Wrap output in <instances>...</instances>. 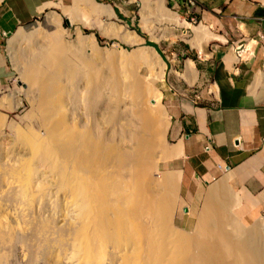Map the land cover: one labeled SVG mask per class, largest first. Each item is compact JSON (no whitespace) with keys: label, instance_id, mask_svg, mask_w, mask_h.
I'll return each instance as SVG.
<instances>
[{"label":"bare ground","instance_id":"6f19581e","mask_svg":"<svg viewBox=\"0 0 264 264\" xmlns=\"http://www.w3.org/2000/svg\"><path fill=\"white\" fill-rule=\"evenodd\" d=\"M77 8L74 3L68 10ZM167 18L192 25L171 12ZM59 30L47 37L43 51H48L41 59L27 61L23 76L28 89L39 93L43 124H51L49 138H27L35 147L28 170L31 184L38 187L35 201H42L49 214L24 238L0 220V251L24 240L33 247L35 259L60 261L53 264H264V219L248 229L230 218L225 222L224 212L217 211L226 206L222 189L208 191L200 213L190 212L188 227L173 224L180 176L158 170L157 159L160 151L165 162L178 153L161 149L169 117L160 105L162 91L154 82L143 85L146 61L142 48H136L139 40L122 36L132 49L116 42L119 51L100 54L93 46L86 49L84 38L68 42ZM197 33L199 44L216 36L205 26ZM57 95L63 97L72 121L64 133L52 119ZM41 165L50 173L42 175ZM39 176L44 182L40 189ZM63 193L68 198L65 211L72 214L60 223L54 215L65 208L58 204Z\"/></svg>","mask_w":264,"mask_h":264},{"label":"rangeland","instance_id":"374dc122","mask_svg":"<svg viewBox=\"0 0 264 264\" xmlns=\"http://www.w3.org/2000/svg\"><path fill=\"white\" fill-rule=\"evenodd\" d=\"M71 1L59 0L58 3H55V8L43 13L31 23L16 29L11 34L0 35V53L4 59L2 67H0V220L13 232L18 233L20 238L29 236L35 223L43 215L49 214L42 207V201H35L39 194L37 193L38 190L36 191L38 187L31 184L30 174H28L29 167L34 163L35 147L28 142L27 138L29 139L34 135L41 139L49 138V125L51 124L50 122L43 124L46 121L38 111V101L41 99L39 93L28 89V83L23 77L27 68V61H30L32 57L41 59L48 51H43L48 47V45L46 46L47 37H51V34L60 29L59 31L66 34L68 42L72 41L74 44L76 40L84 38L87 45L86 49L92 50L94 48L100 54H107L108 52L112 54L119 51V48L114 46L116 42H123L125 47L132 49L128 46L131 45L130 43L121 39L122 36L138 39L139 45H136V48H142L141 53L146 61L142 74L148 81L153 78V81L148 82L142 75V80L145 78L143 85L147 83L146 86H151L154 82L155 88L159 89V92L162 91L160 105L169 117V125L170 115L164 101L165 94L176 93L179 96L184 94L187 97L191 96L198 87L197 81L193 84L196 79L192 83L186 77L189 64L193 62L195 65L197 60H200L210 51L213 44L219 43V40H212V43L211 41L203 42V48L198 45L201 38L198 36L197 28L202 27L203 23H201L199 15L188 11L191 7L189 0H164L163 9H159L160 0H76L75 4L78 5L76 11L66 9ZM107 8L113 9L116 16L111 15V11ZM170 12L178 14L182 22L187 21L192 25L185 26L171 22L167 18V14ZM53 18H56L58 22H52L51 19ZM66 19L71 21L70 25ZM136 27L146 37L138 33ZM132 32H137L144 39L135 36ZM219 34L225 36L223 32ZM149 41L157 44L161 52L149 44ZM206 44H210V46ZM187 62V70L184 72ZM159 76L164 77L159 79ZM55 97L52 100L54 112L52 119L54 125L57 126L56 130L59 129L64 133L72 121L69 118V112L67 113V107L64 106L63 97L60 95ZM54 106L57 109H54ZM75 123L79 124L78 121ZM167 131L162 137L161 149H171L170 146H167ZM22 133L28 137H24ZM160 155H162L161 151L158 153L160 160L157 159V168L166 173L167 171L163 169L165 161L161 159ZM41 167L42 175L50 173V170L46 169L45 166H38V169ZM175 174L179 173L175 172ZM38 182L40 189V185L44 183L41 176H39ZM218 185L220 184H211L207 190L209 191L213 186L217 187ZM175 196L178 202L176 201L177 205L175 204L174 210H172V222L174 225L176 224V227H188L191 216L180 217L186 203L181 200L178 193ZM58 197L61 199L58 204L65 205V208L57 211L54 217L61 223L62 217L67 213L72 214V211H65L68 200L65 193L59 194ZM219 202H221L220 199L216 201V205ZM222 203L227 206L225 199L222 200ZM226 206L225 210L217 209L218 212H224L225 222H228L230 218L243 229H248L252 223L248 224L241 219L250 217L252 214L258 215V213L251 211L245 212V209L240 206L237 210L239 217L233 209H228ZM200 210L192 209L191 211L198 214ZM260 221L258 219L257 223ZM224 224V228L227 229V224ZM261 235L264 240L263 227ZM28 245L24 240H20L13 245L14 247L0 251V264H53L60 262L35 259L33 247ZM1 253H4L3 257H1ZM69 261L70 259L67 260V263Z\"/></svg>","mask_w":264,"mask_h":264},{"label":"crops","instance_id":"0c3cea01","mask_svg":"<svg viewBox=\"0 0 264 264\" xmlns=\"http://www.w3.org/2000/svg\"><path fill=\"white\" fill-rule=\"evenodd\" d=\"M58 2L0 0V35L31 23ZM189 2L188 11L217 33L197 44L219 43L189 64L186 77L192 83L196 79L201 101L185 94L164 96L170 115L167 146L178 154L163 169L180 175L177 193L186 203L181 218L202 209L209 186L220 184L212 188L222 187V199L237 216L240 206L258 213L241 219L254 223L264 219V0ZM3 61L0 53V67Z\"/></svg>","mask_w":264,"mask_h":264},{"label":"built area","instance_id":"2783aa9c","mask_svg":"<svg viewBox=\"0 0 264 264\" xmlns=\"http://www.w3.org/2000/svg\"><path fill=\"white\" fill-rule=\"evenodd\" d=\"M191 100L193 102H199V101H201L202 100L201 93L194 91V93L191 96Z\"/></svg>","mask_w":264,"mask_h":264},{"label":"trees","instance_id":"16d2710c","mask_svg":"<svg viewBox=\"0 0 264 264\" xmlns=\"http://www.w3.org/2000/svg\"><path fill=\"white\" fill-rule=\"evenodd\" d=\"M127 20H129V19H127ZM135 29H136L137 32L140 33L142 36L146 37V36L141 32V30H140L138 27H136ZM148 43L151 44V45H153V46H155V47L161 52V50H160V48L158 47L157 44H155V43H153V42H151V41H149Z\"/></svg>","mask_w":264,"mask_h":264},{"label":"water","instance_id":"95a60500","mask_svg":"<svg viewBox=\"0 0 264 264\" xmlns=\"http://www.w3.org/2000/svg\"><path fill=\"white\" fill-rule=\"evenodd\" d=\"M66 22L70 25L69 19H66ZM9 34H11V33H9ZM185 211H187V209H185Z\"/></svg>","mask_w":264,"mask_h":264},{"label":"clouds","instance_id":"9594fccd","mask_svg":"<svg viewBox=\"0 0 264 264\" xmlns=\"http://www.w3.org/2000/svg\"><path fill=\"white\" fill-rule=\"evenodd\" d=\"M5 35V34H4Z\"/></svg>","mask_w":264,"mask_h":264}]
</instances>
